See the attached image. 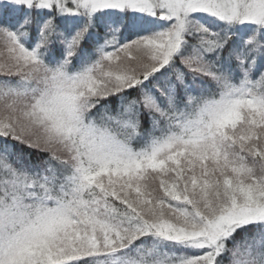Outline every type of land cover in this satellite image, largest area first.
<instances>
[{
    "label": "snow or ice",
    "instance_id": "obj_1",
    "mask_svg": "<svg viewBox=\"0 0 264 264\" xmlns=\"http://www.w3.org/2000/svg\"><path fill=\"white\" fill-rule=\"evenodd\" d=\"M0 264H264V0H0Z\"/></svg>",
    "mask_w": 264,
    "mask_h": 264
}]
</instances>
